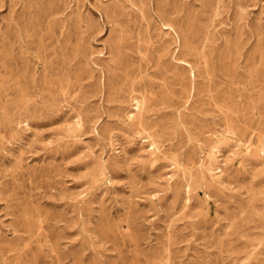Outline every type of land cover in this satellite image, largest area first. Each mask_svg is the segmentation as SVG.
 Returning a JSON list of instances; mask_svg holds the SVG:
<instances>
[{"label": "rangeland", "instance_id": "374dc122", "mask_svg": "<svg viewBox=\"0 0 264 264\" xmlns=\"http://www.w3.org/2000/svg\"><path fill=\"white\" fill-rule=\"evenodd\" d=\"M0 67V264H264V0H0Z\"/></svg>", "mask_w": 264, "mask_h": 264}, {"label": "bare ground", "instance_id": "6f19581e", "mask_svg": "<svg viewBox=\"0 0 264 264\" xmlns=\"http://www.w3.org/2000/svg\"><path fill=\"white\" fill-rule=\"evenodd\" d=\"M23 34V33H22ZM24 35V34H23ZM25 36V35H24ZM15 38V37H14ZM27 42V41H26ZM25 43V42H24ZM24 45V44H23ZM180 45V44H179ZM19 49V48H18ZM39 61V60H38ZM19 65V64H18ZM1 68V67H0ZM9 68V67H8ZM4 69V68H3ZM47 69V68H46ZM17 71V70H16ZM4 73V72H3ZM18 75V74H17ZM44 75V74H43ZM16 76V75H15ZM24 79V78H23ZM32 81V80H31ZM42 82V81H41ZM33 84V83H32ZM32 86V85H31ZM44 86V85H43ZM61 87V86H60ZM16 90V89H15ZM35 91V90H33ZM11 94V93H10ZM40 95V94H39ZM42 95V94H41ZM6 97V96H5ZM8 97V96H7ZM20 98V97H19ZM38 98V97H37ZM3 99V98H2ZM42 99V98H41ZM42 103V102H41ZM48 103V102H47ZM31 108V107H30ZM14 114V113H13ZM13 116V115H12ZM19 119V118H18Z\"/></svg>", "mask_w": 264, "mask_h": 264}]
</instances>
